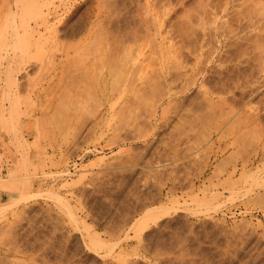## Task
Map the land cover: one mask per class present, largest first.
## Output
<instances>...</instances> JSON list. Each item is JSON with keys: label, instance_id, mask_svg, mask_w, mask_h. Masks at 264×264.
Wrapping results in <instances>:
<instances>
[{"label": "rangeland", "instance_id": "374dc122", "mask_svg": "<svg viewBox=\"0 0 264 264\" xmlns=\"http://www.w3.org/2000/svg\"><path fill=\"white\" fill-rule=\"evenodd\" d=\"M0 37V264H264V0H0Z\"/></svg>", "mask_w": 264, "mask_h": 264}, {"label": "bare ground", "instance_id": "6f19581e", "mask_svg": "<svg viewBox=\"0 0 264 264\" xmlns=\"http://www.w3.org/2000/svg\"><path fill=\"white\" fill-rule=\"evenodd\" d=\"M34 5H35V3H34ZM32 6H33V4H32ZM34 9H35V7H34ZM40 11H42V10H40ZM42 13V12H41ZM41 15V14H40ZM43 15H45V14H43ZM42 17V16H41ZM45 18V17H44ZM48 18V17H47ZM56 18V17H55ZM43 20V19H42ZM41 22V21H40ZM41 24V23H40ZM46 24V23H45ZM125 24V23H124ZM29 26V25H28ZM54 26V25H53ZM31 27V26H30ZM46 28H47V26H46ZM50 28V27H49ZM55 28V27H54ZM226 28V27H225ZM229 28V27H228ZM31 29V28H30ZM214 29V28H213ZM232 29V28H231ZM212 30V29H211ZM221 30V29H220ZM229 30V29H228ZM234 30V29H233ZM32 31V30H31ZM36 31V30H35ZM53 31H54V29H53ZM227 31V30H226ZM39 32V31H38ZM41 32V31H40ZM230 32V31H229ZM235 32V31H234ZM220 33H222V32H220ZM39 34V33H38ZM205 34V33H204ZM230 34V33H229ZM42 35V34H41ZM106 35V34H105ZM222 35V34H221ZM253 35V34H252ZM252 35H250V36H252ZM228 36V35H227ZM213 37H215V36H213ZM222 37V36H221ZM223 37H224V35H223ZM226 37V36H225ZM234 37V36H233ZM248 37V36H247ZM257 37V36H256ZM260 37V36H259ZM37 38H38V36H37ZM37 38H35V40L37 39ZM231 38V37H230ZM243 38V37H242ZM250 38H252V37H250ZM0 39H1V37H0ZM260 39V38H259ZM37 40H39V39H37ZM109 40V39H108ZM114 40V39H113ZM116 40V39H115ZM237 40V39H236ZM103 41V40H102ZM111 41V40H110ZM224 41V40H223ZM248 41V40H247ZM256 41H258V40H256ZM98 42V41H97ZM119 42H121V41H119ZM241 42V41H240ZM243 42V41H242ZM224 43V42H223ZM231 43V42H230ZM234 43V42H233ZM253 43V42H252ZM254 43H255V41H254ZM258 43H259V41H258ZM37 44V42L35 41V43H34V45H36ZM100 44V43H99ZM109 44V43H108ZM112 44V43H111ZM120 44V43H119ZM241 44V43H240ZM102 45V44H101ZM100 45V46H101ZM241 46V45H240ZM256 47H257V45H255ZM232 47V46H231ZM255 47V48H256ZM107 48V47H106ZM116 48V47H115ZM114 48V49H115ZM206 48V47H205ZM222 48V47H221ZM105 49V48H104ZM113 49V48H112ZM200 49H204L203 47H199V49L198 50H200ZM235 49V48H234ZM260 49V48H259ZM110 50V49H109ZM211 50V49H210ZM233 50V49H232ZM236 50V49H235ZM101 51H102V48H101ZM207 51V50H206ZM217 51V50H216ZM223 51V52H222ZM110 52V51H109ZM111 52H112V50H111ZM120 52V51H119ZM200 52H202L201 50H200ZM199 52V53H200ZM210 52V51H209ZM225 51H224V49L223 50H221V49H219L218 51H217V53H216V55H215V58H216V60H221V58L223 57V56H225V55H222L223 53H224ZM117 53V52H116ZM123 53V52H122ZM182 53V52H181ZM100 54H101V52H100ZM124 54V53H123ZM173 54H174V52H173ZM177 54V53H176ZM184 54V53H183ZM200 54H202V53H200ZM199 54V55H200ZM214 54V53H213ZM238 54V53H237ZM109 55H111V54H109ZM126 55V54H125ZM129 55V54H128ZM196 55V54H195ZM258 55V54H257ZM102 56V55H101ZM100 56V57H101ZM115 56H117V55H115ZM180 56V55H179ZM194 56V55H193ZM97 57H99V56H97ZM96 57V58H97ZM103 57H105V56H103ZM127 57V56H126ZM185 57H186V55H185ZM196 57V59L198 58L199 59V57H198V53H197V56H195ZM233 57H235L234 55H233ZM259 57V56H258ZM111 58V57H110ZM112 58H113V56H112ZM111 58V59H112ZM114 58H116V57H114ZM129 58V57H128ZM137 58V57H136ZM176 58V57H175ZM183 58V57H182ZM190 58V57H189ZM203 58V57H202ZM117 59V58H116ZM119 59V58H118ZM117 59V61H119ZM121 59V58H120ZM127 59V58H126ZM174 59V58H173ZM179 59V58H178ZM186 59V58H185ZM232 59V58H231ZM97 60V59H96ZM133 60V59H132ZM131 60V61H132ZM137 60V59H136ZM135 60V61H136ZM200 60V59H199ZM207 60V59H206ZM226 60V59H225ZM234 60V59H233ZM103 61V60H102ZM108 61H111V60H108ZM116 60L113 62V64L115 63V65H116V62H117ZM257 61H258V59H257ZM259 61H260V59H259ZM258 61V62H259ZM97 62V61H96ZM106 63H107V61H105ZM120 62V61H119ZM119 62H117V65H116V67L118 66V68L120 67V65L121 64H119ZM178 62H180L179 60H178ZM183 62V61H182ZM109 63V62H108ZM112 63V62H111ZM181 63V62H180ZM99 64H101L102 65V63H99ZM183 64V63H182ZM199 64V63H198ZM105 65V64H104ZM123 65V64H122ZM206 65V64H205ZM223 65V64H222ZM259 65H260V63H259ZM178 66H180V64L178 65ZM201 66V65H200ZM262 66H264V65H262ZM107 67H109L108 65H107ZM110 67H111V69H110V71H114V73H116L117 74V76H118V73H117V71L116 70H118V68L116 69L115 68V70H112L113 68H112V66L110 65ZM124 67V66H123ZM123 67H120V68H122L123 69ZM130 67H132V66H130ZM204 67V66H203ZM212 66H210L208 69L209 70H206L205 69V71H207L206 73H204L203 74V76H202V78H201V82H200V86H199V84H198V87H204V95H205V98L207 99V101H208V103H209V105H211L212 106V96H211V94L213 93L212 91H213V89H216V88H218V87H220L222 90H229V88H230V86H228V81L227 80H224L222 77H221V72L223 71L222 69V71L220 72H217L218 70H215L214 68V70L211 68ZM224 67V66H223ZM99 68V67H98ZM119 68V69H120ZM134 68V67H133ZM162 68V67H161ZM181 68H183V67H181ZM200 68V67H199ZM226 67H224L223 69H225ZM262 68V67H261ZM121 69V70H122ZM180 69V68H179ZM189 69H190V67H189ZM99 70V69H98ZM126 68H124L123 69V73H124V71L126 72ZM109 70L107 71V72H110ZM128 71H130L129 69H128ZM143 71V70H142ZM170 71L171 70H169V71H166V73L164 74V75H161V76H163V78H165V82H168V79H169V75H171V73H170ZM178 71V70H177ZM180 71V70H179ZM190 71V70H189ZM158 72V71H157ZM185 72V71H184ZM191 72V71H190ZM120 73V72H119ZM155 73V72H154ZM178 73V72H177ZM180 73V72H179ZM197 73V72H196ZM215 73H218V75H216ZM83 74V73H82ZM111 74H112V72H111ZM126 74V73H125ZM129 74V73H128ZM127 74V75H128ZM161 74H162V72H161ZM184 74V73H183ZM183 74H181L180 73V75H183ZM85 75V74H84ZM97 75V74H96ZM110 75V74H109ZM108 75V76H109ZM120 75V74H119ZM142 75V74H141ZM175 75V74H174ZM178 75V74H177ZM196 74H194V76H195ZM74 76H76V75H74ZM158 76V75H157ZM193 76V75H192ZM192 76H190V77H192ZM91 77V76H90ZM115 77H116V75H115ZM146 77V76H145ZM155 77H156V75H155ZM230 77V76H229ZM152 78H154V77H152ZM157 78V77H156ZM182 78V77H181ZM213 78H217V80L216 81H214V79ZM142 79H143V77H142ZM160 79V78H159ZM190 79V78H189ZM233 79V78H232ZM231 79V80H232ZM171 80V79H170ZM173 80V79H172ZM77 81V80H76ZM123 81V80H122ZM150 81V80H149ZM186 81V80H185ZM233 81V80H232ZM146 82V81H145ZM152 82V81H151ZM154 83H155V81H153ZM193 82V81H192ZM213 82V83H212ZM117 83V82H116ZM156 83H157V81H156ZM175 83V82H174ZM187 83V82H186ZM238 83V82H237ZM122 84V83H121ZM152 84V83H151ZM158 84H159V82H158ZM166 84H168V83H166ZM171 84H172V82H171ZM209 84V85H208ZM89 85V84H88ZM154 85H157V84H154ZM162 85V84H161ZM190 85V84H189ZM206 85H208V86H206ZM240 85V84H239ZM244 85V84H243ZM251 85V84H250ZM91 86V85H90ZM211 86L213 87L212 88V90H210L211 89ZM155 87V86H154ZM162 87V86H161ZM240 87H242V85L240 86ZM156 88V87H155ZM219 88V89H220ZM162 89V88H161ZM167 90V89H166ZM165 90V91H166ZM177 91V90H176ZM139 92V91H138ZM155 93H156V91H155ZM137 95V94H136ZM203 95V96H204ZM158 96V95H157ZM160 97H161V95H160ZM141 97H139V99H140ZM162 98H163V96H162ZM223 99V98H222ZM136 100V99H135ZM145 100V99H144ZM156 100V99H155ZM158 100V99H157ZM156 100V101H157ZM220 100V99H219ZM146 101V100H145ZM204 101V100H203ZM215 102V101H214ZM138 103V102H137ZM199 103V102H198ZM208 103H207V105H208ZM223 103H224V101H223ZM156 104V103H155ZM155 104H154V106H155ZM203 104V103H202ZM214 104L215 103H213V106H214ZM200 105V104H199ZM205 105V104H204ZM208 105V106H209ZM225 105V104H224ZM195 106V105H194ZM212 106V107H213ZM203 107V106H202ZM216 107H217V105H216ZM151 108H153V107H151ZM214 108V107H213ZM212 108V109H213ZM224 108V107H223ZM203 109H204V107H203ZM207 109H208V107H207ZM211 109V108H210ZM148 110H149V108H148ZM205 110V109H204ZM209 110V109H208ZM214 110V109H213ZM164 111V110H163ZM210 111V110H209ZM211 112V111H210ZM214 112V111H213ZM16 113V112H15ZM130 113V112H129ZM154 113V112H153ZM164 113V112H163ZM207 113V112H206ZM215 113V112H214ZM163 115H166V114H163ZM214 115V114H213ZM135 116V115H134ZM207 116V115H206ZM209 116V115H208ZM151 117H152V115H151ZM167 117V116H166ZM205 117V116H204ZM211 117V116H210ZM163 118V117H162ZM165 118V117H164ZM208 118V117H207ZM158 119V118H157ZM164 120H166V119H164ZM156 122H157V120H156ZM159 123V122H158ZM164 123V122H163ZM120 124H121V122H120ZM124 126V125H123ZM123 126H120L121 128H123ZM120 127H116L117 128V130H119V128ZM125 127H127L126 129L127 130H130L129 132L131 133V131H132V133H133V131L134 132H137L135 135L136 136H134L133 134V136L132 137H141V136H143L142 134L143 133H141L140 132V130L138 129V123H136V122H128L127 123V126H126V124H125ZM124 127V128H125ZM116 128H115V130H116ZM119 136V135H118ZM143 137H145V136H143ZM14 179V178H13ZM16 179V178H15ZM15 185H19V184H15ZM3 187V186H2ZM11 187V186H10ZM16 187V186H15ZM6 188V187H5ZM155 210H149L148 212H146L143 216H141V218H140V221H139V223H138V225L136 226V229H137V232H138V234L137 235H139L140 236V234L142 233V231H143V229L144 228H146V226L148 225V222L149 221H155L156 220V217H158V215L157 214H155V212H154ZM159 219V218H158ZM87 225V224H86ZM95 238H93L92 240H94ZM98 241V240H97ZM100 241V240H99ZM99 243V242H98ZM99 245H100V243H99Z\"/></svg>", "mask_w": 264, "mask_h": 264}]
</instances>
